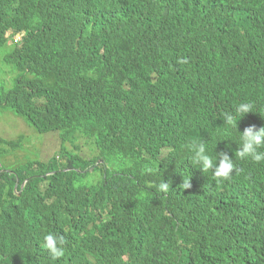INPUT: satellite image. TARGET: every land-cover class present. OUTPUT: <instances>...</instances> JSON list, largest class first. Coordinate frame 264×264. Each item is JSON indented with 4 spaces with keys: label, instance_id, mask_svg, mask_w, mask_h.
Returning <instances> with one entry per match:
<instances>
[{
    "label": "trees",
    "instance_id": "obj_1",
    "mask_svg": "<svg viewBox=\"0 0 264 264\" xmlns=\"http://www.w3.org/2000/svg\"><path fill=\"white\" fill-rule=\"evenodd\" d=\"M262 106L264 0H0V112L61 141L17 190L0 175V264H107L130 243L139 264H264V161L236 155Z\"/></svg>",
    "mask_w": 264,
    "mask_h": 264
},
{
    "label": "clouds",
    "instance_id": "obj_2",
    "mask_svg": "<svg viewBox=\"0 0 264 264\" xmlns=\"http://www.w3.org/2000/svg\"><path fill=\"white\" fill-rule=\"evenodd\" d=\"M23 38L21 33H17L14 36V42L19 43ZM253 110V105L251 103H240L235 106L234 111L230 113H225L227 119L226 124L228 125H237V121L240 120L246 113ZM4 114L0 112V121L3 123ZM23 119L29 126L31 125L24 116L22 115H12ZM261 118L264 119V106H262L260 111ZM5 124V123H4ZM7 125V124H6ZM9 128H12L10 125ZM33 126V125H31ZM255 126L246 127L247 129L242 133L240 138L242 150H238L236 155H238L241 159L250 158L252 161L255 162H262L264 161V127H260L259 130H254ZM33 128H35L33 126ZM37 130V128H35ZM38 131V130H37ZM11 132V131H9ZM40 134H44L38 131ZM49 135V134H48ZM11 136H15L14 130L11 132ZM26 137V138H25ZM0 138L3 140L0 142V156L4 159V164H0V175L6 174L16 180L15 189L17 190L19 185V179L24 174L20 168L26 166L28 160H41L38 157L36 158H25L22 161L13 162L10 158L19 150H22L25 146V141H28L27 135L21 134L18 136V140H11L3 135H0ZM188 147L191 150V163L198 169L202 170L206 173L208 170H212L213 177L219 182L220 180H229L233 175V170L236 169V165L234 163V159L230 158L228 154L222 153V160L220 161L219 165L215 167L213 170V165L216 163L217 157H213L209 154L208 146L201 141L192 140L190 141ZM60 152V151H59ZM59 154V153H58ZM56 154V155H58ZM55 156V155H54ZM53 157V156H52ZM60 157V156H59ZM8 158V159H7ZM26 161L25 163H23ZM15 166V167H14ZM23 184H27L23 182ZM169 185L165 183H161L159 186L160 191H167ZM185 188L191 187L190 179L184 185ZM98 216V213L97 215ZM92 226H94V222L92 220ZM65 240L63 237H58L54 233H48L44 236V244L45 247L50 255L53 258H60L64 255ZM142 244H127L125 246H118L114 245L107 256V264H139V261L135 260L137 257L136 255L133 256L135 251L140 250ZM77 259L75 255L71 260L70 264H73L74 261Z\"/></svg>",
    "mask_w": 264,
    "mask_h": 264
},
{
    "label": "rangeland",
    "instance_id": "obj_3",
    "mask_svg": "<svg viewBox=\"0 0 264 264\" xmlns=\"http://www.w3.org/2000/svg\"><path fill=\"white\" fill-rule=\"evenodd\" d=\"M6 124L10 125L12 128H9ZM13 130L15 136L10 137ZM21 134L27 135L28 141H25V146L22 150H19L13 156L8 157L13 162L22 161L26 157L36 158L39 156L42 160H49L54 155L58 156L56 154L60 151L61 142L58 134H40L35 128H33V126H29L23 119L6 113L5 117H3V123L0 121V135L11 140H18V136ZM83 145L86 146V144ZM87 153H90V151ZM25 162L26 161L23 163ZM0 164L5 165L4 159L1 156Z\"/></svg>",
    "mask_w": 264,
    "mask_h": 264
}]
</instances>
